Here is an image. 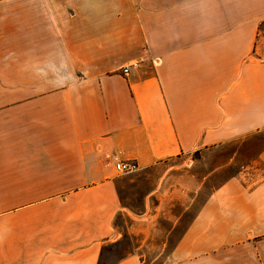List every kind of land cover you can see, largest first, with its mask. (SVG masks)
Here are the masks:
<instances>
[{
    "label": "crops",
    "instance_id": "obj_1",
    "mask_svg": "<svg viewBox=\"0 0 264 264\" xmlns=\"http://www.w3.org/2000/svg\"><path fill=\"white\" fill-rule=\"evenodd\" d=\"M263 23L264 0H0V264H98L114 218L144 219L157 193L126 207L115 162L264 132ZM252 170L212 191L170 264L264 238Z\"/></svg>",
    "mask_w": 264,
    "mask_h": 264
},
{
    "label": "rangeland",
    "instance_id": "obj_2",
    "mask_svg": "<svg viewBox=\"0 0 264 264\" xmlns=\"http://www.w3.org/2000/svg\"><path fill=\"white\" fill-rule=\"evenodd\" d=\"M259 29L264 35V23ZM263 147L264 132L212 150L179 155L130 174L117 173L122 202L132 211H143L144 195L154 190L157 193L150 198L144 219L114 218L119 237L102 247L98 264H116L132 253L139 255L142 264H170L168 254L178 237L215 188L237 176L246 165L255 166L257 171L241 175V182L251 187L261 180L264 167L254 161ZM195 259L198 264H264V238L235 242Z\"/></svg>",
    "mask_w": 264,
    "mask_h": 264
},
{
    "label": "built area",
    "instance_id": "obj_3",
    "mask_svg": "<svg viewBox=\"0 0 264 264\" xmlns=\"http://www.w3.org/2000/svg\"><path fill=\"white\" fill-rule=\"evenodd\" d=\"M133 66L135 65L124 66L119 71L126 75ZM114 169L119 174H130L136 172L139 168L137 163L133 161H117L114 163Z\"/></svg>",
    "mask_w": 264,
    "mask_h": 264
}]
</instances>
